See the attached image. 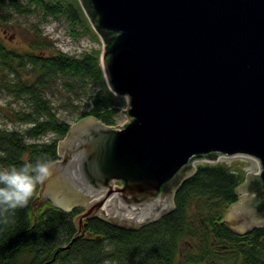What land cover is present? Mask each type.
Segmentation results:
<instances>
[{
  "label": "water",
  "instance_id": "95a60500",
  "mask_svg": "<svg viewBox=\"0 0 264 264\" xmlns=\"http://www.w3.org/2000/svg\"><path fill=\"white\" fill-rule=\"evenodd\" d=\"M79 1L105 41L110 90L129 97L128 120L89 115L59 140L40 195L83 211L56 252L101 214L133 228L159 219L196 161L223 156L260 164L225 218L239 233L256 226L264 219V0ZM234 216L245 220L236 226Z\"/></svg>",
  "mask_w": 264,
  "mask_h": 264
},
{
  "label": "trees",
  "instance_id": "16d2710c",
  "mask_svg": "<svg viewBox=\"0 0 264 264\" xmlns=\"http://www.w3.org/2000/svg\"><path fill=\"white\" fill-rule=\"evenodd\" d=\"M0 9V23L10 12L25 15L42 10L45 16L66 17L72 26H88L79 0H0ZM43 44L36 40L31 47L39 51L18 52L0 41V61L14 77L5 86L13 95L27 97L31 105L30 112L19 115L29 127L0 128V168L58 159V142L71 124L57 116L45 92L59 78L74 92L89 83L96 86L80 119L92 115L109 125L118 122L120 108L105 79L101 53L47 54ZM49 134L51 138L45 139ZM245 176L235 164L200 163L176 191L174 207L159 219L135 228L104 216L86 219L85 234L59 252L76 235L75 219L83 210L61 209L40 195L38 184L24 207L0 210V264H211L216 260L264 264V226L239 233L225 220L239 200L237 189Z\"/></svg>",
  "mask_w": 264,
  "mask_h": 264
},
{
  "label": "rangeland",
  "instance_id": "374dc122",
  "mask_svg": "<svg viewBox=\"0 0 264 264\" xmlns=\"http://www.w3.org/2000/svg\"><path fill=\"white\" fill-rule=\"evenodd\" d=\"M2 11L0 9V13ZM2 19L4 22L0 23V41L10 49L18 52L39 51L40 49H33L31 43L36 40H43L45 43L42 46L44 53L51 54L63 51L79 57L85 52L99 51L102 61L105 41L89 19L87 20L88 26L81 25V23L72 26L66 17L45 16L42 10L29 12L25 15L10 12V16ZM13 78V74H9L0 61V128L23 131L30 124L26 123L19 115L30 112L31 105L27 97L19 98L8 91L5 85ZM95 87L89 83L84 89L79 88L74 92L65 86L63 78H59L52 82L51 87L46 90L45 96L51 102L57 116L72 125L80 120L81 111L88 107L89 95ZM115 95L116 105L120 108L118 122L113 124L117 126L128 120L125 110L129 107V97L127 95ZM48 138H51L50 134L45 136V139ZM220 161L241 167L246 173L244 182H246L250 171L254 170V173H259L260 170L259 162L246 156H223L216 161L200 160L196 161L195 165L197 168L200 163ZM100 216L106 217L104 214ZM211 264L234 263L229 260H216Z\"/></svg>",
  "mask_w": 264,
  "mask_h": 264
},
{
  "label": "clouds",
  "instance_id": "9594fccd",
  "mask_svg": "<svg viewBox=\"0 0 264 264\" xmlns=\"http://www.w3.org/2000/svg\"><path fill=\"white\" fill-rule=\"evenodd\" d=\"M49 172V163L41 159L35 163L0 168V210L10 212L24 207L36 186L47 179ZM255 224L264 226V219H257Z\"/></svg>",
  "mask_w": 264,
  "mask_h": 264
},
{
  "label": "flooded vegetation",
  "instance_id": "af4514ba",
  "mask_svg": "<svg viewBox=\"0 0 264 264\" xmlns=\"http://www.w3.org/2000/svg\"><path fill=\"white\" fill-rule=\"evenodd\" d=\"M117 183H119L118 181H116V184ZM251 196H252V198H251V201H250V206H251V208L254 206V205H256L257 204V200H258V193L256 192V191H253L252 193H251ZM249 215V214H248ZM233 219H235V222H233L234 223V225H239V224H241L242 222H243V220H245L243 217H240V216H234V218Z\"/></svg>",
  "mask_w": 264,
  "mask_h": 264
}]
</instances>
